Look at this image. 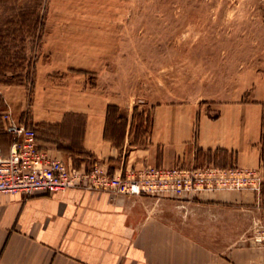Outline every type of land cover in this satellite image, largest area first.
<instances>
[{
	"label": "crops",
	"instance_id": "0c3cea01",
	"mask_svg": "<svg viewBox=\"0 0 264 264\" xmlns=\"http://www.w3.org/2000/svg\"><path fill=\"white\" fill-rule=\"evenodd\" d=\"M38 76L37 100L28 116L24 87L0 85L4 155L14 141L4 131V115L10 114L35 129L38 145L49 157L81 171L98 165L120 177L132 169L201 164L262 169L261 78L243 81L236 99L216 105H155L147 127V111L139 118L132 110L125 116L115 115L118 105L112 103L89 105L81 97L80 104L41 105L51 88ZM212 108H216L213 115ZM192 197L202 200L210 211L234 207L264 213L261 195L250 191ZM188 201L78 188L28 198L0 194V264H264V246L252 240V231L249 237L243 235L245 240L237 247L219 250L186 231L180 209L192 208ZM263 213L258 219L264 220Z\"/></svg>",
	"mask_w": 264,
	"mask_h": 264
},
{
	"label": "rangeland",
	"instance_id": "374dc122",
	"mask_svg": "<svg viewBox=\"0 0 264 264\" xmlns=\"http://www.w3.org/2000/svg\"><path fill=\"white\" fill-rule=\"evenodd\" d=\"M20 10L43 22L23 44L12 43L25 61L7 76L23 82L12 86L24 87L26 116L38 75L51 88L41 105H75L81 97L89 105L112 103L115 115L147 111V127L155 105H216L236 99L243 81L264 80V0H0V30ZM260 198L264 205V183ZM186 199L193 205L180 209L186 231L218 250L237 247L264 223L263 212L210 211Z\"/></svg>",
	"mask_w": 264,
	"mask_h": 264
},
{
	"label": "built area",
	"instance_id": "2783aa9c",
	"mask_svg": "<svg viewBox=\"0 0 264 264\" xmlns=\"http://www.w3.org/2000/svg\"><path fill=\"white\" fill-rule=\"evenodd\" d=\"M4 131L14 138L7 155L0 147V194L31 197L43 192H63L78 188L120 196L186 198L216 191H250L262 193L261 170L237 166L220 168L213 164L191 167L144 168L129 170L125 176L109 175L95 165L81 171L51 158L38 145L36 131L4 115ZM252 240L264 246V223L255 226Z\"/></svg>",
	"mask_w": 264,
	"mask_h": 264
},
{
	"label": "trees",
	"instance_id": "16d2710c",
	"mask_svg": "<svg viewBox=\"0 0 264 264\" xmlns=\"http://www.w3.org/2000/svg\"><path fill=\"white\" fill-rule=\"evenodd\" d=\"M4 26H8L7 30H0V84L12 86L22 85V81L14 82L11 78H8V73H13L15 62L25 61V55L21 57L18 52H13L12 49H16L17 46H12V43L17 42L23 44L25 40L32 34L38 33V29L43 28V22L41 17L36 16L35 21L30 20L28 12L20 10L16 14H11L6 17ZM23 53L22 49H20ZM18 65V64H17ZM23 65V64H22ZM31 70L34 71V66L31 65ZM33 75V74H32ZM31 79H33L31 77ZM33 83H31L32 85ZM264 141V136H263ZM263 161H264V145H263Z\"/></svg>",
	"mask_w": 264,
	"mask_h": 264
}]
</instances>
